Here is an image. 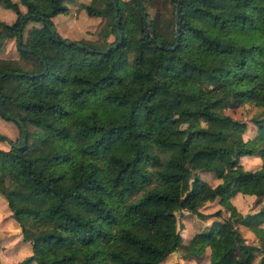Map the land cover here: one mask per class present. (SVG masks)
Here are the masks:
<instances>
[{"label":"trees","instance_id":"1","mask_svg":"<svg viewBox=\"0 0 264 264\" xmlns=\"http://www.w3.org/2000/svg\"><path fill=\"white\" fill-rule=\"evenodd\" d=\"M0 1L15 13L0 19V40L36 60L34 70L0 68V117L23 143L0 148V194L31 245L19 264H159L182 245L183 211L218 217L190 238L186 257L209 248L208 264H254L258 255L264 264V204L226 217L201 211L244 183L264 197V0H101L113 40L98 49L55 31L51 18L73 0H49L44 12ZM28 21L40 26L23 35ZM200 80L216 85L215 95L175 112ZM244 102L259 108L252 122L261 143L244 141L245 124L215 110ZM194 137L216 144L185 157ZM154 146L171 151L163 164ZM243 156L260 165L245 169ZM201 172L226 177L205 195Z\"/></svg>","mask_w":264,"mask_h":264},{"label":"rangeland","instance_id":"2","mask_svg":"<svg viewBox=\"0 0 264 264\" xmlns=\"http://www.w3.org/2000/svg\"><path fill=\"white\" fill-rule=\"evenodd\" d=\"M18 4L21 12L28 11V3L31 4V8L35 6V10L44 12L50 2L49 0H12ZM67 6V13H59L51 18L55 31L68 41H80L88 47L103 48L113 40V36L110 33V23L112 19V12L105 1L101 0H73L72 2H65ZM92 4L98 10L104 12V15H89L85 6ZM161 8V7H160ZM34 10V9H33ZM163 14L169 13L167 8L161 9ZM15 18V13L12 9L4 5L0 1V19L7 22H12ZM163 19V16H162ZM39 22L28 21L23 29V35H25L31 28L39 27ZM0 68L5 67H17L23 70H34L36 60L31 57H23L20 55L14 39L0 40ZM211 63L215 64L219 62L217 58H211ZM216 65V64H215ZM204 80L197 82L195 92L189 99H184L182 102L174 107V111L178 112L183 109L196 108L203 104L205 100V94H209V97H213L217 92L216 85L209 83L208 85ZM217 112H224L230 115L232 118L239 120L245 124V130L242 133V139L251 143H256L255 137L257 135V128L252 122V116L259 111V108L251 102H244L236 106L220 105L215 109ZM3 120V119H1ZM4 135L8 137L13 144L18 141V128L13 121L3 120L0 122V136ZM261 143V142H257ZM256 143V144H257ZM10 142L0 138V148L9 149ZM215 142H210L207 139H200L194 137L188 144L185 157H188L192 150L198 146H210L215 145ZM154 150L158 155L161 163L163 164L171 154L170 150L161 149L154 146ZM240 164L245 169L254 170L260 165V159L257 156H243L239 160ZM155 166H150V170L153 171ZM201 177L207 182L204 190L206 195L209 190L216 184L222 181L223 178L217 179L211 172H201ZM154 182L152 180L150 183ZM1 195V194H0ZM2 196V195H1ZM0 196V264H19V262L31 253V245L29 242H25L21 239V229L11 217V212L7 207L6 200ZM264 204V197H257L251 192L250 183H244L233 192L224 193L216 197L213 201H208L201 208L204 213H212L217 209H221L222 216H228V211L235 214H245L257 210ZM177 228L179 229L181 247L173 252H170L165 259L159 264H208L209 263V248L205 249L202 256L191 258L186 257L187 243L190 238L197 232H201L207 226H209L213 219L218 217L211 216L206 219H201L195 214L187 211L176 214ZM33 229H38L39 223H30ZM264 227V223L262 224ZM242 236L246 242L252 244H259L256 234L248 227L243 225H237ZM259 255L255 258L254 264L257 263ZM28 264H36L31 261Z\"/></svg>","mask_w":264,"mask_h":264},{"label":"water","instance_id":"3","mask_svg":"<svg viewBox=\"0 0 264 264\" xmlns=\"http://www.w3.org/2000/svg\"><path fill=\"white\" fill-rule=\"evenodd\" d=\"M175 22H176V30H178L177 10L175 11ZM68 42H69V41H68ZM1 137H2L4 140H6V141L10 142L11 144H13V143L11 142V140H10L8 137H6V136H4V135H1ZM13 145L16 146V147H22V146H23V143H22L21 145H16V144H13Z\"/></svg>","mask_w":264,"mask_h":264},{"label":"crops","instance_id":"4","mask_svg":"<svg viewBox=\"0 0 264 264\" xmlns=\"http://www.w3.org/2000/svg\"><path fill=\"white\" fill-rule=\"evenodd\" d=\"M1 119H3V118L0 117V122L2 123V121H3L4 119H3V120H1ZM0 196H1V195H0ZM1 197H2V196H1ZM2 198H3V197H2ZM4 201H5V199H4ZM14 221H15V220H14ZM15 222H16V221H15Z\"/></svg>","mask_w":264,"mask_h":264}]
</instances>
